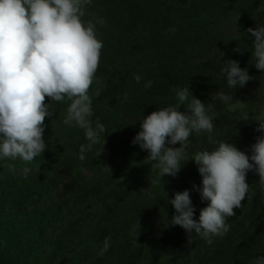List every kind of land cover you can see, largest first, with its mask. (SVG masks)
Returning a JSON list of instances; mask_svg holds the SVG:
<instances>
[{
	"label": "trees",
	"instance_id": "trees-1",
	"mask_svg": "<svg viewBox=\"0 0 264 264\" xmlns=\"http://www.w3.org/2000/svg\"><path fill=\"white\" fill-rule=\"evenodd\" d=\"M260 2L264 5V0H105L98 9L95 3L88 7L90 15L85 16V20L116 18V24L121 27L115 30L107 23L102 27L97 25L98 39L104 47L96 76L103 86L98 98L95 84L90 90L92 120L95 123L99 117L106 132L81 161L80 146L89 141L83 129L63 123L70 102L52 103L46 98L52 112V116L45 119L46 150L31 164L20 160L1 161L0 191L1 185L7 187L8 181L18 175L17 180L25 182L24 189L34 198L32 204L48 196L44 206L49 200L51 205L45 208L44 220L32 222L40 230L27 232L25 237L30 236V239L24 237L13 242L3 235L0 256L6 251L23 253L28 247L29 254L36 253L40 257L44 248L47 264H254L257 257L264 256V191L254 171L248 172L246 177L251 199L246 198L242 206L234 210L236 215L228 221L229 232L213 237L212 245L194 235L193 244L188 247L186 231L170 225L175 209L168 203L177 192L185 190L189 191L191 200L197 197L193 186L202 182V177L195 162H189L196 152L211 151L219 142H225L233 143L250 157L256 138L264 136V132L256 131L258 122L229 110L237 103L249 110L260 106L256 95L264 89V78L246 62L252 44L228 49L222 57L213 60L202 57L204 54L212 56L213 46L223 41L221 21L229 8L239 3L240 9L245 10L244 22L251 25L247 15L252 16ZM262 19L261 26H264V13ZM139 26L144 28L138 32L143 33V41L122 42L125 28L130 39L134 34L132 27L137 31ZM227 60L237 61L254 79L243 87L229 88L221 71ZM163 72L167 74L162 82L157 75ZM135 75L141 76L139 83ZM149 80L153 82L152 87L145 88ZM185 87L206 105L213 103L210 113L214 124L213 142H209L208 133H193L186 149L188 158L181 162L182 169L177 174L180 177L172 182V176L160 178L157 172L150 176L140 172L132 178H123L119 173H124V167L129 170L132 162L141 163L149 156L139 145L132 144L144 117L175 106L174 89ZM220 91L232 97L229 104L213 100V95ZM180 110L186 109L181 106ZM104 146L109 147L111 156L122 154L118 166H110L111 171L105 170L110 159L102 155ZM64 147L68 151L63 150ZM99 152H102L100 156ZM9 164L15 166V173L9 171ZM21 166L32 167V171L20 174L17 167ZM81 168L89 174L83 175ZM71 173L73 183L66 184ZM252 173L257 178L250 181ZM58 183L63 188L55 194L53 186ZM194 208V219L198 221L202 209ZM106 237H111L110 247L101 256ZM172 251L176 254L171 255Z\"/></svg>",
	"mask_w": 264,
	"mask_h": 264
},
{
	"label": "clouds",
	"instance_id": "clouds-1",
	"mask_svg": "<svg viewBox=\"0 0 264 264\" xmlns=\"http://www.w3.org/2000/svg\"><path fill=\"white\" fill-rule=\"evenodd\" d=\"M91 3L92 0H0V161L31 164L45 152V119L52 116L46 98L52 103L70 102L63 123L83 129L89 141L80 146L81 161L93 145L100 143L106 128L99 117L95 123L92 120L90 90L95 84V96L100 97L103 85L96 73L104 45L98 39L97 25L102 27L106 21L84 19L90 15L87 9ZM247 33L255 37L254 66L264 71V26L248 28ZM221 71L229 88L243 87L254 79L234 60L225 61ZM134 79L139 83L141 76L135 75ZM152 84L147 81L145 88ZM174 91L177 104L144 117L132 140L133 145L149 153L147 161L151 162L152 172L160 178L172 176L171 182L180 177L177 174L182 169L181 162L188 158L190 136L208 133L209 142H213L214 129L210 115L213 103L206 105L187 87ZM127 96L125 93L124 98ZM213 100L229 104L232 97L220 91ZM181 106L186 110L181 111ZM253 120L259 123L256 131L264 132V111ZM177 144L180 146L175 147ZM251 152L249 157L233 143L219 142L215 149L198 151L190 159L202 177V182L193 186L197 197L191 200L185 190L168 201L175 209L170 225L186 231L188 247L193 244L194 235L212 245L213 237L229 232L228 221L236 215L234 210L246 198L251 199L248 172L258 174L264 191V136L256 138ZM7 167L15 173L14 165ZM105 170L110 168L105 166ZM256 178L252 173L250 181ZM194 207L202 209L198 221L194 219ZM110 241L111 237L105 238L99 255L108 250ZM254 264H264V256L257 257Z\"/></svg>",
	"mask_w": 264,
	"mask_h": 264
},
{
	"label": "rangeland",
	"instance_id": "rangeland-1",
	"mask_svg": "<svg viewBox=\"0 0 264 264\" xmlns=\"http://www.w3.org/2000/svg\"><path fill=\"white\" fill-rule=\"evenodd\" d=\"M104 1L105 0H92L90 6H92L95 3L97 5L96 8L98 9L101 6L99 4L100 3L103 4ZM243 11L245 10L240 9L239 3L234 4L231 8L227 10V15L226 16L223 15L222 16L223 19L221 21V27H222L221 33L223 35V41L217 47L210 44V46H213L214 48L213 55L209 56L207 54H204V56H202L203 58H205L206 60L207 59L213 60L222 57L226 52V50L228 49L235 47H242V48L248 47L251 46V44L252 46H254L253 36L250 33H247V29L248 28L255 29L257 25L261 26V24H263L262 16L264 13V5L262 2H260L258 8L253 11V15L252 16L247 15V17H249V19L251 20L250 21L251 25L244 22L243 17L245 15L243 14ZM104 20L106 21L107 25H112L115 30H119L121 28L119 25L116 24V18H105ZM184 27L186 28V25H184ZM132 29L134 34L130 39H128L129 37L125 28L124 33L122 34V38H124L121 39L122 42L125 41L127 42V40H130V42L143 41L142 40L143 33L139 34L138 32H142L144 28L142 26H139L137 31H135L133 27ZM249 39H252V41H250ZM116 41L119 42V40ZM253 51L254 49L252 47L250 53L246 54V62L251 66V68L254 70V72H256L257 75L264 78V71H260L254 66L256 61L254 58L252 59ZM166 74H167L166 72H163L161 74H158L157 77H161L163 82L166 78ZM162 82H159V84L161 85ZM256 97H257V102L260 104V106L254 110H249L247 109V106L240 103L232 105L229 108V110L239 113L242 117H245V119L255 121L253 120V117L264 111V89H260L259 91H257ZM248 115H251V117H248ZM67 147H70V145ZM63 150L68 151L66 150L65 147L63 148ZM102 151H104L102 155L110 159L107 160L108 168H111L112 165L118 166L117 161L122 157V154L121 156H119V153L118 155L116 154L114 156H111L112 152H110L109 147L106 146H104V149ZM147 158H143L141 163L132 162L129 166V170L128 167H124V173H119V175L123 176V178L124 177L132 178L135 175L139 174L140 172H145L144 174H148V176H150L153 173L152 165L150 161H147ZM190 159L189 162L192 163L193 161H190ZM60 164L61 162H59L58 166ZM1 167L2 164L0 161V170L2 169ZM25 169L26 168H24V166L17 167V170L20 174L26 172ZM27 169L29 172L32 171V167H28ZM81 172L83 173V175L89 174V171H86L84 168H81ZM43 175L46 176L47 174L43 173ZM17 176L14 179H10L8 181L7 187L4 188L1 185L2 191H0L1 192L0 193V238L2 239L3 235H6L10 240L13 239L14 240L13 242H16L18 240H23L25 235H27V232L39 231L40 227H38L36 223H32V222L34 220H36V222H40L44 220L46 215L45 208L46 206L51 205V201L49 200V202L44 206L46 200L48 199V196L41 198L38 204L36 203L32 204L31 200H33L34 198L29 197L30 195L28 191L26 192V190L24 189L25 182L17 180ZM72 178L73 175L71 173L66 178L67 179L66 184L73 183ZM16 183H18L19 186H15ZM53 187L54 188L56 187L55 194H57L59 191L61 192V189L63 188L62 184L59 183L55 184ZM21 190L23 192H21ZM30 205H34L35 207L34 206L31 207ZM33 208L35 212L33 211ZM29 215H32L31 216L32 218H30ZM159 222H160V218H159ZM41 230H43L42 227ZM30 238H31L30 236L25 237L26 240ZM40 241L41 243H43L42 242L43 238H40ZM2 248L3 245L2 243H0V250H2ZM43 250L44 248H41V253L43 254L42 257L37 256L36 253L29 254L30 247H28L23 253H19V254H14L10 251H6L0 256V264H47L46 262L47 254L44 253ZM169 253L171 255L176 254V251H172ZM36 257H38V260L36 259Z\"/></svg>",
	"mask_w": 264,
	"mask_h": 264
}]
</instances>
